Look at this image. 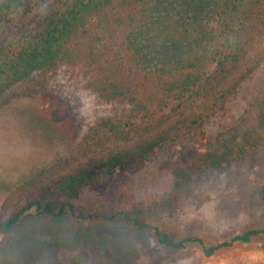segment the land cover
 I'll return each mask as SVG.
<instances>
[{
  "label": "trees",
  "instance_id": "trees-1",
  "mask_svg": "<svg viewBox=\"0 0 264 264\" xmlns=\"http://www.w3.org/2000/svg\"><path fill=\"white\" fill-rule=\"evenodd\" d=\"M263 64L264 0H0V102L23 83L47 84L69 69L110 106L83 145L106 150L62 172L71 152L7 197L0 264H36L82 240L104 251L114 244L116 255L102 264H126L137 244L149 247V233L163 247L197 245L207 257L264 238V227L215 243L161 228L191 194L194 177L219 168L235 145L176 170L174 188L153 205H80L89 187L144 170L181 143L208 141L206 127L231 114L242 85ZM108 230L115 232L111 239L102 234ZM37 234L52 241L37 244Z\"/></svg>",
  "mask_w": 264,
  "mask_h": 264
},
{
  "label": "rangeland",
  "instance_id": "rangeland-1",
  "mask_svg": "<svg viewBox=\"0 0 264 264\" xmlns=\"http://www.w3.org/2000/svg\"><path fill=\"white\" fill-rule=\"evenodd\" d=\"M109 115L110 106L69 69L58 72L47 84L23 83L11 91L0 102V209L20 184L52 169L69 153L73 152L71 163L62 172L88 162L94 150H106L107 145L96 149L83 145L93 126ZM205 131L208 141L181 143L160 153L144 170H124L111 183L89 187L80 205L86 210L98 203L153 205L174 188L176 170L189 169L209 151L224 156L235 145L219 168L210 166L194 177L191 194L174 218L161 222V228L215 243L264 227L263 211L256 205L260 195L264 206V64L242 85L232 101L231 114L211 122ZM71 227L75 229L77 223ZM29 230L26 227L22 233ZM62 233L55 232L56 238H64ZM102 234L111 239L115 232ZM5 239L0 234V246L4 247ZM36 239L37 244L52 241L45 234H37ZM148 240L149 247L135 246L126 264H264L263 237L212 257L197 245L185 250L163 247L152 233ZM71 250L58 249L36 264H102L116 255L114 244L109 243L104 251L88 240Z\"/></svg>",
  "mask_w": 264,
  "mask_h": 264
}]
</instances>
